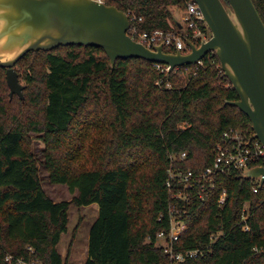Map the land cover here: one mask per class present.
I'll list each match as a JSON object with an SVG mask.
<instances>
[{"label":"trees","instance_id":"1","mask_svg":"<svg viewBox=\"0 0 264 264\" xmlns=\"http://www.w3.org/2000/svg\"><path fill=\"white\" fill-rule=\"evenodd\" d=\"M189 1L104 0L148 32L179 28L171 7L185 9ZM253 2L264 21V0ZM15 67L23 98L10 96L0 66V264H65L58 246L71 204L99 207L85 264H172L156 245L157 234L170 229L169 168L199 172L226 130L253 131L249 117L228 103L239 96L218 56L162 73L141 58L112 66L101 47L62 45L29 51ZM30 132L45 142L50 182L66 184L72 200L54 201L43 189ZM182 152L185 159H172ZM223 187L228 202L221 208ZM188 209V231L175 247L205 254L182 264H264V252L255 250L264 248V187L255 193L242 172L226 173Z\"/></svg>","mask_w":264,"mask_h":264},{"label":"water","instance_id":"2","mask_svg":"<svg viewBox=\"0 0 264 264\" xmlns=\"http://www.w3.org/2000/svg\"><path fill=\"white\" fill-rule=\"evenodd\" d=\"M194 1L209 38L199 46L188 40L190 51L182 53L165 51L163 43L150 48L132 38L130 15L99 0H0V66L7 69L10 96L24 97L15 66L29 51L95 46L105 50L112 66L119 58H141L168 65L169 72L214 52L239 96L228 103L249 117L264 147V21L253 0ZM243 176H261L263 185L264 167L245 170Z\"/></svg>","mask_w":264,"mask_h":264},{"label":"built area","instance_id":"3","mask_svg":"<svg viewBox=\"0 0 264 264\" xmlns=\"http://www.w3.org/2000/svg\"><path fill=\"white\" fill-rule=\"evenodd\" d=\"M99 1L104 2V0ZM203 18V12L199 5L191 0L187 3L181 16V27L169 31L155 29L148 32L139 30L136 24H130L128 33L132 38L150 48L163 43L165 51L173 50L174 52L187 53L190 51L187 44L188 40L199 46L209 38V29ZM130 19L132 22V20H136V17H130ZM198 63H201V61ZM154 65L162 73L169 72L168 65L161 63H154ZM156 84L160 85L161 80H158ZM167 87H172L171 83H167ZM186 156L187 153L182 152L177 156L173 155L172 159L183 160ZM256 166L264 167V147L262 143L255 137L254 131L248 132L244 129L231 127L223 133L221 140L217 143L212 163L201 171H183L174 167L169 168L167 186L174 198L168 210L170 229L157 234L156 245L164 248L165 252L169 254L172 264H182L187 259L205 254L204 251L198 248L183 251L175 247V243L188 231V219L190 217L188 206L193 198H204L206 192L216 189L221 175L233 172H242L243 174L245 170ZM260 179L261 176L250 179L253 182L255 193H259L260 189L264 187V183L260 185ZM227 202L228 191L223 187L219 193L217 203L223 208L227 205ZM247 215L248 207L245 206L242 214L243 229L245 231L250 230V226L246 222ZM163 216L161 214L159 219L161 220ZM217 236L211 235L210 240L214 241ZM255 250L264 252V248H255Z\"/></svg>","mask_w":264,"mask_h":264},{"label":"rangeland","instance_id":"4","mask_svg":"<svg viewBox=\"0 0 264 264\" xmlns=\"http://www.w3.org/2000/svg\"><path fill=\"white\" fill-rule=\"evenodd\" d=\"M171 9L174 16L171 23L175 26V21H181L184 9L179 6H172ZM30 137L32 151L38 158L43 189L54 201L72 200L76 193H72L66 184L51 183L49 180V173L44 165L45 155L43 150L45 148V142L41 138V133L30 132ZM98 212L99 207L97 204L80 207L71 204L69 228L68 231L62 235L58 246L65 264H85L88 258L90 229L98 217Z\"/></svg>","mask_w":264,"mask_h":264}]
</instances>
